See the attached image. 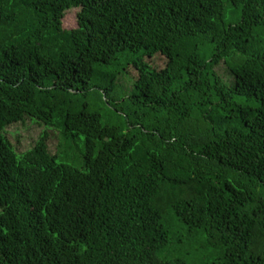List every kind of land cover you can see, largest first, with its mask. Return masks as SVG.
I'll use <instances>...</instances> for the list:
<instances>
[{"label":"trees","instance_id":"16d2710c","mask_svg":"<svg viewBox=\"0 0 264 264\" xmlns=\"http://www.w3.org/2000/svg\"><path fill=\"white\" fill-rule=\"evenodd\" d=\"M26 119L61 152L19 154ZM201 237L264 264V0H0V264H196Z\"/></svg>","mask_w":264,"mask_h":264},{"label":"rangeland","instance_id":"374dc122","mask_svg":"<svg viewBox=\"0 0 264 264\" xmlns=\"http://www.w3.org/2000/svg\"><path fill=\"white\" fill-rule=\"evenodd\" d=\"M79 9L69 10L67 16L65 18V29L68 31L74 30L77 28V14ZM240 19V14L237 10L232 6H227L226 13V22L227 24H237ZM220 73L224 77L225 80H232V78L228 75L226 68H219ZM119 85H121L123 93L131 91V79L128 76H121L119 78ZM47 134L49 137L48 140V148L51 154H58L61 152L60 145L62 143L61 134L52 129L46 128L44 125L36 123L33 120L26 119L24 123L14 125L6 131V136L9 141L14 145L16 151L19 154H22L30 149H32L36 142L40 140V138ZM84 151V139L81 138L77 140L75 143L71 145L70 148L67 149V153L61 154L60 161H66L68 163L75 164L78 162L80 156H82ZM186 237V234H183ZM204 243V238H197L196 243L192 245H186L181 247V245H177L176 247H181L182 252L190 253V256L193 257V262L196 264L199 263H209L215 264L217 263V251L207 248H200Z\"/></svg>","mask_w":264,"mask_h":264}]
</instances>
